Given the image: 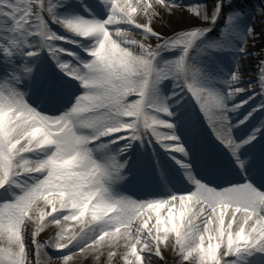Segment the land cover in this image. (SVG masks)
Segmentation results:
<instances>
[{"label": "snow or ice", "instance_id": "snow-or-ice-1", "mask_svg": "<svg viewBox=\"0 0 264 264\" xmlns=\"http://www.w3.org/2000/svg\"><path fill=\"white\" fill-rule=\"evenodd\" d=\"M231 3L78 0L81 13L72 0H0V56L11 65L0 78V264H170L169 254L171 264H264V164L249 172L252 157L241 153L264 137V117L244 139L233 132L264 113V46L248 51L252 38L264 40V29L245 31L243 12H225ZM256 11L264 18V4ZM162 13L188 22L164 31ZM225 16L222 39H210ZM233 36L257 63L246 75L238 59L221 90L191 52L232 48ZM177 49L178 56L164 59ZM42 52L84 89L58 115L34 107L23 88L27 81L53 99L60 95L62 84L41 66ZM242 80L252 82L241 86ZM165 81H171L168 95ZM188 96L230 150L244 182L210 186L193 171L179 131L188 126ZM257 98L234 122L230 113ZM137 141L154 154L156 145L163 148L195 190L146 200L115 192L126 178L128 161L120 156ZM100 149L110 155L98 157Z\"/></svg>", "mask_w": 264, "mask_h": 264}, {"label": "bare ground", "instance_id": "bare-ground-1", "mask_svg": "<svg viewBox=\"0 0 264 264\" xmlns=\"http://www.w3.org/2000/svg\"><path fill=\"white\" fill-rule=\"evenodd\" d=\"M242 0H232V3L230 5H228L225 9V12H232V11H240L244 13V16L247 17H252L253 16L255 19H253V21H256L257 18H260L256 9L257 6L261 4V0H244L243 2L245 3L243 6V9H238V5H240L239 3ZM186 2H188V0H186ZM202 2H208L211 3V0H202ZM88 3H92V0H89ZM72 4L73 6H75V8L77 10L80 9V11L83 13V8H81L78 4V0H72ZM63 11V10H62ZM161 19L163 20V25H162V30L167 31L169 29H177L179 30L181 27H183V25L185 23H187V18L183 17L180 19H177L175 17L169 18L167 16V14L162 13V17ZM252 25H254L253 22H251ZM227 24V17H223L221 19H219L216 23V25L213 27L212 31L208 34L209 38L212 40H217L219 39V37H222L224 35V29L226 27ZM53 27L55 28V30H57L60 33H64V29L61 28L59 25H53ZM157 28H159V25H157ZM259 29H264V21L262 23L259 24ZM236 40L237 43H233L234 47H232V50H223V51H218L216 50V56L215 59L212 60V58L207 57L208 60H206V56L204 55V58L201 57V53H199L198 55H196L197 50L193 49L191 52V56L193 58L192 62L195 65L199 66V62L207 64L206 66H201V70L204 74L205 77L211 78V80L213 81V86L224 90V88L226 87V85L223 84V81L227 78H229L230 74L234 71H236L237 68V61L238 59H243V65H248V62L246 60L249 59V57H245V53H242L239 51V49H237V46L239 44V46L241 47V45L244 44L243 40L238 37H232V41ZM254 41L256 42H260L259 39H257L256 37L253 38ZM242 41V42H241ZM260 44V43H259ZM68 47H72V45H67ZM251 48H253L251 45L249 47L248 50H251ZM236 49V50H235ZM176 51H179V49H177ZM175 52L174 51H170V52H165L163 53V57L164 59H173L172 57H169L171 55H173ZM180 54V52H179ZM241 67V68H242ZM1 69V68H0ZM52 72L53 70H57L59 69L56 64L55 61H53V67L51 68ZM60 70V69H59ZM49 71H51L49 69ZM48 75L53 76L51 73H48ZM3 78V77H2ZM58 82H62V81H68V84H72V86L75 85L76 83V88H73L71 90V88L66 87L65 90L68 92V94H70L69 97L72 96V91H77V93L75 94H82L83 88L82 86H80L78 81H74V80H67L66 76L64 75H59L57 77H54ZM245 82V80L241 81V86L242 84ZM23 88L25 91H28L29 94H31L33 100H37V105H39L40 110L44 107V108H49L51 110V108H54L55 110L61 109V108H66L64 105L59 106L58 103L61 102L62 103V99H59L62 95L60 94L58 97H56L55 99L49 97L48 95H46L42 90L37 89V88H30L29 83L26 81L25 84L23 85ZM78 88V89H77ZM161 89L164 91V93L166 95L170 94V90H171V81H165L162 85H161ZM248 94H242L241 96L237 97L235 99V101L238 99H246ZM258 99V98H257ZM256 102H259V99ZM233 101V100H232ZM232 101H229V104L231 105ZM190 105L191 106V110L189 109L187 111L186 114H183L186 117L187 120V124L188 126H181L179 128V131L182 135V138L184 139L186 146L190 149V160L189 162L192 163L193 165V171H195L196 175L198 176L203 173L207 176L206 179L207 180H212V181H216L219 183V185H223L225 184V182H232L233 178L238 177L239 175L244 176L243 171L239 168V165H237L235 163V158L232 156L230 150L227 148L226 145H224L222 142V148H220V151H222L223 154H221V161H224L225 164L222 165V169L220 171L217 172L216 169H211L210 166L208 164H206L203 160V158L199 155V153L193 149V146L190 145L189 141H188V136L191 134L190 132L192 131V129L196 128L195 125H198V129L195 130V132H197V134L200 135V139H199V144H201L200 146H204L205 144H203V142L205 141L204 138L207 136H216V134L214 133V131L212 130V127L208 124V121L206 119V117L204 116L203 112L199 109L200 114L199 115L196 112V109L198 108V106H196L194 104V101L190 100ZM246 107H254L255 104L253 103V101H249V104L245 105ZM177 107H179V105H177ZM238 115L237 112H233L230 113V116L233 118V121H235V117ZM264 117V113L262 115H258L256 118V123L255 125H258L259 120ZM190 125H192V128L190 130H188L187 128L190 127ZM234 135L238 138V139H244L247 137L248 132H247V126L246 125H240L239 127L235 128L233 130ZM216 140L220 141L219 138L216 136L215 137ZM137 143H139V147L138 149L135 148H131L127 153H125L126 157H127V161H129L131 158L134 159V161L140 160V159H148L151 158L153 151H152V146L148 145L147 143H145L144 145H141L139 141H137ZM156 149L157 152L155 154H157L158 156H156V158L158 157L160 161L164 162L166 164V167L168 168V170L170 169V173L174 174V177L176 176L177 180L180 181V184L182 185V188L178 185H172L169 182H167L166 180H163L160 183V191L155 193L154 195L149 197H142L140 195H138L140 197V199H138L137 197H133L135 199L138 200H146V199H153V198H165L169 195H171V191L173 190V192H178L180 190H185L188 189L190 191H194L195 190V185L188 179V177L185 175V170L177 163L174 161H171L169 163H167V160H165L168 156L167 152L163 149L160 148L159 145H156ZM143 150L145 152H143ZM214 148L209 147L208 148V152L211 153L212 155L214 154ZM242 159L248 160L249 156L252 157V159L249 161V165H248V171L249 172H253L254 170L258 171L259 168L255 167V164H258L257 160L262 159L261 153L257 154V146L251 144V145H247L245 146L242 150ZM178 158H184L183 154H177ZM257 160H256V159ZM121 159V158H120ZM217 159L219 160L220 157H218L217 154ZM121 161H123L121 159ZM155 165V164H154ZM228 167V170H227ZM124 174H125V179L122 181L117 182V184L114 186V190L115 192L118 191L119 189H116L117 186H125L128 185L127 183L129 181H134L136 183H139V185H137L139 187V189L142 186H150V185H159L155 182L152 181V179L146 175L143 174H137V172L134 171H126L124 170ZM168 174L164 173L163 174V178L166 179L165 177H167ZM254 178H256L258 180V176H254ZM122 195H127V196H131L130 194H122ZM52 234L51 230H47L45 232V238H47V235ZM172 256L171 254H169V261L171 264V260H172ZM85 264H92V261L89 259L88 261H85Z\"/></svg>", "mask_w": 264, "mask_h": 264}, {"label": "rangeland", "instance_id": "rangeland-1", "mask_svg": "<svg viewBox=\"0 0 264 264\" xmlns=\"http://www.w3.org/2000/svg\"><path fill=\"white\" fill-rule=\"evenodd\" d=\"M244 0H242L239 4L241 5V6H238V9L240 10V9H242V8H244V2H243ZM261 4H264V0H261ZM253 19H255L254 18V16H253ZM253 19H252V17H247V16H243L242 18H241V23H242V25L244 26V30L246 31V28H249V27H255V29H256V32L257 33H261V31H262V29L260 30L259 29V24L260 23H262L263 21H264V18H257L256 19V21H253ZM251 22H253L254 23V25H252V23ZM223 37V36H222ZM222 37H219V39H222ZM256 38L257 39H259V43L258 42H256V41H252L251 42V45H252V47L253 48H251V50H248L249 51V53H252V52H256V51H259V49H260V47L261 46H264V40H262L261 39V36H256ZM219 39H217V40H219ZM254 49V50H253ZM179 52L180 51H176L175 50V52H174V54L173 55H171V56H169V57H172L173 56V58H175L176 56H178L179 55ZM199 54V52H196V55H198ZM204 55L206 56V60H208L207 59V57H210V58H212V59H215V55H216V52H215V50H210V51H205V52H203V53H201V57H203L204 58ZM199 56V55H198ZM249 57V59L248 60H246L247 62H248V65H243V67L241 68V70H242V72L244 73V74H248V73H250V72H254L255 71V65H256V63H257V60L256 59H254V58H252L251 56H248ZM17 63H20L21 62V60L20 59H17V61H16ZM207 64H204V63H201L200 64V62H199V66L198 65H196L197 67H199L200 69H201V66H206ZM41 66H42V68L44 69V71L47 73V71H46V67H45V65H44V61H43V59L41 60ZM0 67H2L4 70H5V68L7 67V68H11V65H8V64H6V62H5V60H4V58L2 57V56H0ZM76 82V81H75ZM250 82H252V81H250V80H245V82L242 84V86H246L248 83H250ZM64 86H65V83L63 84ZM69 88H71V90L73 89V88H76V83H75V85L74 86H72V84H70L69 85ZM78 89V88H77ZM79 90V89H78ZM78 90H76V91H72V96L70 97L71 99H72V103H74L75 102V97L76 96H79L80 94H75V93H77V91ZM83 91H84V89H83ZM82 91V92H83ZM68 95L70 96V94H67L66 95V97H68ZM249 95H251V93H249ZM28 99H29V101H32L33 102V104H37V102L35 101V100H33L32 99V96H31V94H29L28 95ZM259 99V98H258ZM185 101H187V99L185 100ZM260 101V100H259ZM36 102V103H35ZM239 102V100H237L236 101V103H238ZM184 103V102H183ZM255 103V102H254ZM259 103V102H258ZM58 105L59 106H62L63 105V101H62V103L61 102H59L58 103ZM34 107H37L38 108V106H34ZM179 107H180V105H179ZM39 110H40V108H38ZM41 111H43V112H45L46 114L48 113V114H53V115H58V114H60V112H62V111H64V109L63 108H61V109H58V110H51L50 112H48L49 110H45V109H41ZM245 113L246 112H243L242 114H241V116L242 115H245ZM239 119H240V116H239ZM216 137V136H215ZM211 139L212 140H214L213 138H212V136H211ZM220 145V144H219ZM114 146V145H113ZM122 193L124 194L125 192H123L122 191ZM83 264H85V262H83Z\"/></svg>", "mask_w": 264, "mask_h": 264}]
</instances>
